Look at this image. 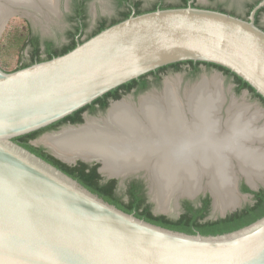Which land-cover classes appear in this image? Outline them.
Listing matches in <instances>:
<instances>
[{"label": "water", "instance_id": "obj_1", "mask_svg": "<svg viewBox=\"0 0 264 264\" xmlns=\"http://www.w3.org/2000/svg\"><path fill=\"white\" fill-rule=\"evenodd\" d=\"M24 1L0 0V12L2 6L11 9L2 21L8 23L13 12L16 16L17 11H26ZM185 61L225 67L264 98V31L254 22L197 8L192 2L185 8L132 15L53 59L12 72L0 67V264H264V217L216 236L169 230L106 202L14 141L63 120L121 85ZM204 78L210 77L185 84L181 79L176 88L174 99L186 120L193 118L186 106V90ZM167 79L160 90L152 88L136 98L129 94L111 101L104 113L86 115L85 123L88 118L106 116L123 100L139 107L142 97L165 92ZM231 102L225 107V98L220 107L224 117ZM44 146L68 164L99 163L100 172L106 174L97 159L67 160ZM107 175L120 184L142 176L151 195L146 169L125 176ZM242 178L252 191L264 188L262 182L253 186L238 173L232 186L238 196ZM207 180L202 179L204 187L192 197H177L171 207L174 202L179 206L185 197L195 200L210 193L214 208ZM243 206L244 202L218 212L219 217ZM156 210L168 215L157 204Z\"/></svg>", "mask_w": 264, "mask_h": 264}, {"label": "bare ground", "instance_id": "obj_2", "mask_svg": "<svg viewBox=\"0 0 264 264\" xmlns=\"http://www.w3.org/2000/svg\"><path fill=\"white\" fill-rule=\"evenodd\" d=\"M24 2L29 16L57 5L56 0ZM6 11L11 9L2 6L0 35L7 23L2 21ZM220 81L213 76L187 88L186 106L192 120L182 116L174 99L181 81L169 78L165 92L142 97L139 107L123 100L106 116L88 118L84 125L64 128L56 136H44L43 141L67 160H99L103 172L110 175L125 176L146 169L150 188L163 211L177 197H192L203 188L201 181L206 178L215 208L224 212L241 204L232 187L238 173L253 186L264 184V124H256L263 118L259 111L249 114V108L234 102L224 117L220 112L225 99Z\"/></svg>", "mask_w": 264, "mask_h": 264}, {"label": "trees", "instance_id": "obj_3", "mask_svg": "<svg viewBox=\"0 0 264 264\" xmlns=\"http://www.w3.org/2000/svg\"><path fill=\"white\" fill-rule=\"evenodd\" d=\"M191 1L192 0H179L175 4H169L166 2V0H155V2L151 4V7L148 10L137 12L136 15L155 11L158 9L185 8L190 5ZM141 4V1H137L138 6H141ZM130 16L131 15H127L121 20L114 21L111 25L104 27L99 32L114 24L128 19ZM99 32H97L96 34H98ZM22 39L23 40L21 46L24 49L27 46V36L24 34ZM75 47L76 46L69 48L66 53L73 50ZM43 61L47 60L39 59L27 61L16 67L13 71H17ZM183 65L189 66L192 75H197L200 72V65H206L208 68H216L223 72L224 75L227 76L229 79L233 80L236 86V91L238 93L244 90H248L254 98L259 99L264 105V98L259 95L249 83H247L241 77L233 73L231 70L212 63L185 61L159 68L156 71L150 72L146 75L141 76L138 79L132 80L124 85H121L120 87L106 93L102 97H99L93 103L74 112L63 120L58 121L39 131H35L27 135L17 137L14 139V141L31 151L32 153L36 154L37 156L41 157L48 163L57 167L59 170L63 171L73 179L77 180L88 190L103 198L106 202L115 205L117 208L126 213L135 214L136 217L143 219L149 223L161 226L163 228H167L169 230L186 233L189 235L201 234L203 236L222 235L244 228L264 217V188L260 189L259 191H252L249 187L245 186L244 190L254 195L255 203L251 206H247L241 210L229 214L225 218L205 221L204 218L206 216V213L203 212V209L193 208L190 204L186 202L189 207L186 208V211L180 216L179 219L173 220L164 215L153 214L151 210V205H146L144 200L138 195V184H134L128 188V200L124 201L121 197L116 194L115 186L116 184H118V181L116 179L110 180L105 184H101L99 182V179L101 178L100 174L97 173L99 165H96L91 169L88 164L83 162H79L76 166H69L61 160L50 155L49 153H46L43 148L31 144L32 140L36 139L38 136L48 130L57 128L61 124H65L68 122L82 123V113L89 109H91V112H96V110L99 109L98 106L100 105L102 110H106L109 107V99L113 98L115 100H119L124 95L130 93L132 89L136 87H139L140 91L149 89L153 83H159L161 81L162 76L159 74H166L169 69H171L173 72H180L182 71ZM153 76H156V79L152 82L151 77ZM209 201L210 198L208 199V202Z\"/></svg>", "mask_w": 264, "mask_h": 264}, {"label": "flooded vegetation", "instance_id": "obj_4", "mask_svg": "<svg viewBox=\"0 0 264 264\" xmlns=\"http://www.w3.org/2000/svg\"><path fill=\"white\" fill-rule=\"evenodd\" d=\"M56 1H57V5L55 6L56 7L55 9L49 10L47 8H43L44 12L34 14V16H39L40 18L42 17V19L47 24L49 23L50 25L48 26L38 25L39 23L37 21L35 23L33 21L34 19L31 17L30 18L31 23L26 26L25 35L27 36V40H26L27 46L26 48L23 49L27 52L26 55L24 56L26 62L31 61V60H39V59L49 60V59L58 57V55L61 56L63 54H66V51L69 48L73 46H78L79 44L84 43L85 41L92 38L101 29L111 25L114 21L121 20L127 15H131V16L136 15L137 12L148 10L151 7V5L145 6V3L143 0H112L114 3V10H115L114 15L112 17H105L101 15L97 17L95 21L91 23V17H90V1L91 0H70L67 6H66V0H63L64 1L63 9L62 7H60V3H62V1L61 0H56ZM137 1L142 2L141 6L137 5ZM198 1L199 0H192L191 1L192 5L197 8L215 10L218 12H223V13H226L232 16L242 18L243 20H246V21L254 22V24L257 27H259L261 30L264 31V0L248 1L245 4L244 9L242 10L236 7H230L226 3H223V2H217V0H207L209 2L208 5L199 4ZM53 29L58 30L60 32V36H58L53 31ZM159 75L162 76V79H164V77L167 76L162 73ZM155 79H156V76L151 77L152 82L155 81ZM139 89H140L139 87L133 88L132 91L126 95L133 94L134 96H139L140 94H144L148 92L151 88L147 90H142V91H140ZM113 100L115 99L113 98L109 99V105L111 101ZM98 107L99 109L96 110V112H91V109L83 112L82 113V118H83L82 123L68 122L65 124H61L57 128H53L51 130L44 132L43 134L38 136L36 139L32 140L31 144L33 141H36L40 137L42 139L45 135H50L53 133L60 132L63 128L66 129V127L71 128L70 126L72 125L78 126L79 124H84L86 115L88 117H93L95 116L96 113H98L96 114V116H98L100 113H104L107 110V109L102 110L100 105ZM65 129H63L62 131H64ZM53 136H56V135H53ZM44 138L42 139V141L44 140ZM41 139L39 141L41 146H37V147L43 148L46 153H49L50 155L54 156L44 146L45 142L43 141L44 142L43 143ZM79 162H82V161H77L75 164H68L66 162L64 163H66L69 166H76ZM86 164L89 165L90 169L96 165H99V168H100L99 163H93V164L86 163ZM99 168L97 169V173L100 174L101 176V178L99 179V182L101 184H105L109 182L110 180L116 179L118 181V184H116L115 186L116 194L119 197H121L124 201L128 200V194H127L128 188L134 184H138L139 185L138 195L144 200L146 205L148 204L151 205V210L154 215H164L159 212H158L159 214H155L154 211L157 212L156 210V204H157V209L160 212L168 213V215H164V216H167L168 218L173 219V220L179 219L180 216L186 211V208L189 207V205L186 204L187 202L193 208L203 209V212L206 213V216L204 218L205 221L217 220L221 218V217H217V218L211 217V214H215V213L219 214L218 212L221 213V211L215 208V201H214V208H213V199L210 193L201 194L195 200L185 197L181 199L179 206H176V204L174 203L172 205L173 207H171V204H172L171 202L169 209L166 211H163L160 208L159 202L155 198L154 189L151 188V195H150L148 184L142 176H133V177L128 178L127 180H125V183L123 184L124 186L123 189H121L120 188L121 184L119 182V179L109 177L107 175L108 173L106 174L101 173ZM150 186H151V183H150ZM245 186L249 187L246 181L245 183L243 182L239 183V192H240L239 197L241 199V203L247 202L248 200L247 197H251L252 201L249 203H245L243 208L247 206H251L255 203L254 195L249 192H246L244 190ZM246 194H249V196H245ZM188 196H191V195H188ZM152 198L154 199L155 202L152 200ZM209 198H210V201L208 202Z\"/></svg>", "mask_w": 264, "mask_h": 264}, {"label": "rangeland", "instance_id": "obj_5", "mask_svg": "<svg viewBox=\"0 0 264 264\" xmlns=\"http://www.w3.org/2000/svg\"><path fill=\"white\" fill-rule=\"evenodd\" d=\"M61 1L62 3H60V7H62L63 9L64 1L63 0ZM69 1L70 0H66V6L68 5ZM143 1L145 3V6H149L155 0H143ZM178 1L179 0H166V2L169 4H175ZM248 1H251V0H217V2L226 3L228 6L236 7L240 10L244 9L245 4ZM198 3L203 4V5L209 4L207 0H199ZM19 13H20L19 15H16V16L13 15L9 19L8 23H6L5 25L6 28L4 27L5 30L3 29L1 33L2 35H0V67L6 72H12L13 70H15L16 67L26 62L24 56L26 55L27 52L23 50L21 44L23 40L22 39L23 34H25L26 32V26L31 23L30 18L32 17L35 23L37 21L39 23L38 25H43V26L50 25L49 23L47 24L39 16H34L33 14L29 16L28 15L29 13L23 12V11L21 12L19 11ZM114 13H115L114 3L112 0H91L90 1L91 23L95 21L97 17L101 15L105 17H112ZM53 31L58 36H60V32L58 30L53 29ZM165 75L167 76H165L164 79H161L159 83H153L150 88L151 89L157 88L160 90L162 88V81L167 78H178L179 81H181L182 79L183 83L185 84L186 82L194 83L200 80L202 76H207L210 78L213 76H217L219 78V81L221 80L220 82H223V89H224V90L222 89L223 95H225V98L227 99V104L225 105V107L228 106V103L231 102V100H233L230 104L234 102V103H237L238 106H240L241 108L243 106L246 108H249V114L255 111H259L261 114H263V118L260 121H258L256 124L257 126H262L264 124V105L262 104V102L259 99L254 98L253 95L248 90H244L238 93L236 91V86L233 80L229 79L227 76L224 75L223 72H221L220 70L216 68H208L206 65H201L200 72L197 75H192L190 72L189 66L183 65L182 71L175 73L171 69H169ZM218 75H220L221 78ZM136 97L137 96H135V98ZM45 136L48 137V136H53V135H45ZM40 139L41 137L37 139L36 141H33L32 144L35 146H41L39 142ZM240 182L245 183V178H242ZM123 187H124L123 184H121L120 188L123 189ZM247 199L248 200L245 203H249L252 201L251 197H247ZM154 212L155 214H159L156 211ZM211 217L212 218L219 217V214L217 213L211 214Z\"/></svg>", "mask_w": 264, "mask_h": 264}]
</instances>
